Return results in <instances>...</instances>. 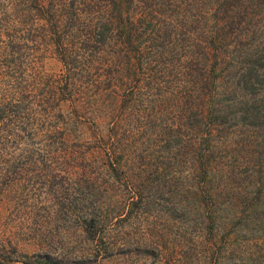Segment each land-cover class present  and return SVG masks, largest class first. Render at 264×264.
<instances>
[{
    "label": "trees",
    "instance_id": "trees-1",
    "mask_svg": "<svg viewBox=\"0 0 264 264\" xmlns=\"http://www.w3.org/2000/svg\"><path fill=\"white\" fill-rule=\"evenodd\" d=\"M48 58L59 72L46 70ZM167 72L169 82L161 79ZM156 77L160 87L170 84L179 111L172 146L175 160L192 155L203 230L226 240L217 264H264L247 244L264 236V0H0V153L11 147L32 153L30 162L38 151L46 164L88 163L67 124L103 97L116 112L123 101L127 114H141L133 103ZM124 119H103L97 137L115 172L129 146ZM236 133L248 157L227 152ZM100 223L88 215L82 227L103 238Z\"/></svg>",
    "mask_w": 264,
    "mask_h": 264
},
{
    "label": "rangeland",
    "instance_id": "rangeland-1",
    "mask_svg": "<svg viewBox=\"0 0 264 264\" xmlns=\"http://www.w3.org/2000/svg\"><path fill=\"white\" fill-rule=\"evenodd\" d=\"M44 63L50 73L61 69L55 58ZM165 76L156 77L133 103L138 118L126 113L125 102L116 112L110 98L103 97L84 106L81 121L67 124L78 158L85 155L88 163L46 164L38 151L30 162L32 153L11 147L0 153V264H48L46 254L58 258L56 264H217L226 240L221 231L203 230L205 203L195 192L199 179L194 178L192 155L175 160L171 129L179 111L170 84L159 86L158 78L171 80L169 72ZM124 115L129 146L124 170L115 172L104 166L97 137L105 135L99 134L106 129L103 119L112 122ZM239 140L237 133L231 137L227 152L248 157ZM224 143H219L223 154ZM88 215L99 218L103 238L83 230ZM226 224L237 230L236 223ZM258 236L246 241L255 257L264 256V236ZM228 239L232 245L236 237ZM233 246L236 251L237 243ZM238 256L237 251L231 258Z\"/></svg>",
    "mask_w": 264,
    "mask_h": 264
}]
</instances>
